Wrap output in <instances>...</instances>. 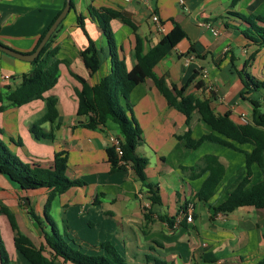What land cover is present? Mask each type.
Returning a JSON list of instances; mask_svg holds the SVG:
<instances>
[{
  "label": "crops",
  "instance_id": "0c3cea01",
  "mask_svg": "<svg viewBox=\"0 0 264 264\" xmlns=\"http://www.w3.org/2000/svg\"><path fill=\"white\" fill-rule=\"evenodd\" d=\"M65 2L0 0V43L19 53H32L41 34L63 11ZM72 3L73 8L61 23L52 44L53 48H58L56 59L64 62L60 65L57 85L48 93L58 99L54 142L39 143L30 133L29 124L44 111L43 101L0 112V127L5 138L12 137L16 141L21 138V147L13 144L11 147L26 161L50 165L55 153H68V176L80 180L82 185L52 202L49 214L59 231L90 253H98L100 243L110 242L129 264H146V255L158 257L167 264H256L264 259V209L246 207L231 214L214 210L247 175L244 154L222 147L214 149V154L206 152L195 157L196 150L187 148L185 141L178 139L188 129L186 117L171 108L154 81L147 79L131 92L123 106L131 107L132 113L128 115L143 132L137 154L149 160L146 176L149 183L158 186L162 199V204H151L148 190L142 188L132 169L113 171L107 149L111 147L110 136H119L115 125L96 130L81 127L86 120L77 115L76 90L81 85L71 75L73 72L94 86L111 74L107 38L88 16L89 8L125 12L137 26L145 52L164 36L153 20L156 14L165 30H171L178 23L187 38L154 68L155 74L166 77L168 84L182 87L197 72L188 94L210 99L217 113L229 112L236 124H241V115L252 123L253 106L241 99L245 91L243 79L245 72L256 80L264 79V48L249 42L241 33L242 22L229 13L264 16V0H243L235 8L231 7V0H132L130 3L72 0ZM80 15L86 16V31L101 52L100 69L92 75L81 58L88 38L78 24ZM208 25L218 29L219 36H214ZM112 26L121 34L116 38L120 57L132 69L136 64L135 34L121 20H114ZM32 68L30 62L7 57L0 51V92L15 89L21 77ZM248 97L260 103L262 110L264 93L253 92ZM44 127L50 128L49 124ZM191 128L194 139L211 133L196 113ZM240 147L247 152L254 149L251 145ZM209 154L218 156L226 167L225 177L231 169L239 174L229 184L224 183V177L214 197L205 203L196 194L206 179V175L199 174V166ZM236 154L244 156L243 159ZM251 169L249 187L264 180L257 164ZM49 195L47 189L23 191L0 175L1 234L5 229L11 233L12 240L15 234L8 217L1 212L3 204L15 216L19 230L40 247L42 231L30 212L34 211L44 221ZM189 204L194 207L191 223L180 216L181 209ZM146 209L152 212L150 221L146 220ZM160 217L170 218L172 225L161 221ZM46 228L50 230L48 225Z\"/></svg>",
  "mask_w": 264,
  "mask_h": 264
},
{
  "label": "trees",
  "instance_id": "16d2710c",
  "mask_svg": "<svg viewBox=\"0 0 264 264\" xmlns=\"http://www.w3.org/2000/svg\"><path fill=\"white\" fill-rule=\"evenodd\" d=\"M242 1L231 0V7L235 8ZM71 8H73V3ZM87 14L107 38L112 69L108 77L94 86L71 72V75L81 85V88L76 90L78 98L77 115L85 117L86 120L81 123V127L86 129L96 130L100 127H107L109 124H113L117 128L119 136L123 139V155L120 157L112 147L107 149L108 160L112 164L113 171L132 169L142 188L148 190L151 204H162L158 186L149 183L146 176L149 160L137 154V147L143 142V132L134 118H130L128 115L129 112L132 113L131 107L123 106V101L129 99L131 92L138 85L147 79H152L158 90L167 99L169 106L186 117L188 129L184 135L178 136V139L185 141L187 148L197 150L204 143L209 142L245 155L247 175L229 194L227 200L214 207V210L218 213L231 214L237 209L246 207L264 209V180L249 187L253 164H257L264 175V113L260 110V103L250 100L248 97L253 92L264 93V79L256 80L245 72V79H243L245 91L241 94V99L252 104L253 120L248 125L236 124L232 121L229 112L217 113L210 99H200L187 93L190 85L198 76L197 72L182 87H178L176 84H168L166 77H158L155 74L154 68L182 40L187 38L186 32L178 23H175L171 30L167 31L166 29L163 38L145 52L144 41L137 34L138 28L125 12L113 8H89ZM229 14L242 22V35L249 42L257 44L260 49H263L264 16L255 13L245 15L233 11ZM56 18L41 34L33 52L36 51ZM85 20L86 16L84 15H80L78 18V24L88 38V46L81 51V58L92 75L99 71L102 58L96 41L86 31ZM114 20H121L135 34L136 64L132 69H129L125 60L120 57V49L112 26ZM60 27L61 24L40 56L31 63L33 67L31 72L21 77L20 84L13 90L8 89L6 93L0 92V112L2 113L8 108H21L38 100L45 103L42 115L29 125L33 139L42 144L54 142V126L59 117L58 99L48 95V93L57 85L60 65L64 63L56 59L58 48L52 47ZM65 63L67 64V62ZM195 113L211 129V133L203 135L199 139L193 138L191 128ZM46 124H49V130L44 127ZM5 136L4 130L0 127V175L6 177L23 191L50 190L45 205V220L40 219L34 211L30 212L32 220L42 231L40 247H37L28 236L19 230L16 218L9 209L1 206V212L8 217L15 233L13 243L21 257L29 264H129L110 242L100 243L98 253H90L82 249L72 238L59 231L54 219L50 216L52 202L57 196L82 185L80 180H74L68 176V153L66 151L55 153L50 165L28 162L11 147V144L15 147H21V138L19 137V140L16 141L12 137L6 139ZM244 145L253 146V151L247 152L240 147ZM199 168V174L201 177L206 175V179L196 197L200 201L208 203L220 187L226 175V167L221 163L218 156L209 154L203 157L202 165ZM197 169L198 166L195 167V170ZM146 210V220L150 221L152 212L149 209ZM160 220L172 225V220L168 217H160ZM47 225L50 230L46 228ZM145 261L146 264H167L162 259L152 255H146ZM0 262L1 264H12L1 231ZM256 264H264V259Z\"/></svg>",
  "mask_w": 264,
  "mask_h": 264
},
{
  "label": "rangeland",
  "instance_id": "374dc122",
  "mask_svg": "<svg viewBox=\"0 0 264 264\" xmlns=\"http://www.w3.org/2000/svg\"><path fill=\"white\" fill-rule=\"evenodd\" d=\"M114 33H115V37L117 38H120L121 34L119 33L118 34V31L114 29ZM7 57H10L7 55ZM12 58V57H11ZM263 113H264V106H262V110H261ZM43 113V112H42ZM42 113H40L35 119L37 120L40 115H42ZM34 119V120H35ZM30 125V124H29ZM50 129V128H49ZM223 149L222 147L220 146H217V145H214V144H210V143H206L202 149H200L199 152H196L198 150H196L194 153V156L197 157L198 155H203V154H206V152H210V153H213L214 152V149ZM216 152V151H215ZM214 154V153H213ZM236 156L240 157V159H243L244 156L240 155V154H236ZM243 161V160H242ZM238 174H239V171H236L233 172V170L231 169L230 172L228 173L227 177H225V180H224V183H230V181H232L234 178H237L238 177ZM225 187V185L223 186ZM1 206H3V204H1ZM4 233L2 232L3 234V239H4V242H5V246H6V249L8 251V254H9V257L12 261V264L14 262V264H29L24 258H22L20 256V254L16 251L15 247H14V243H13V240H12V235L10 232H7L5 229H3ZM16 255H19V257H14Z\"/></svg>",
  "mask_w": 264,
  "mask_h": 264
},
{
  "label": "water",
  "instance_id": "95a60500",
  "mask_svg": "<svg viewBox=\"0 0 264 264\" xmlns=\"http://www.w3.org/2000/svg\"><path fill=\"white\" fill-rule=\"evenodd\" d=\"M72 0H66V5L63 11L58 15L54 23L51 25L47 33L45 34L44 38L42 39L41 43L37 47L36 51L31 54H23L17 51H14L0 43V51L5 53L6 55L13 57L15 59H19L26 62H34L39 56L46 44L51 39L52 35L56 32L60 24L64 21L71 10Z\"/></svg>",
  "mask_w": 264,
  "mask_h": 264
},
{
  "label": "built area",
  "instance_id": "2783aa9c",
  "mask_svg": "<svg viewBox=\"0 0 264 264\" xmlns=\"http://www.w3.org/2000/svg\"><path fill=\"white\" fill-rule=\"evenodd\" d=\"M124 1L126 3H130L132 0H124ZM153 20L155 23L158 24L159 32H161L162 34H165L166 30H165L164 26L161 24V21L156 14L153 16ZM208 28L212 31L214 36H219L220 32L218 29L212 28L210 25H208ZM187 62H190V61H187ZM205 76H206V73L204 74V77ZM240 121H241L242 125H248L251 122V121H249V119L245 115L240 116ZM110 142H111V147L116 150L117 154L120 157H122V155H123V150H122L123 139L118 135H111L110 136ZM193 211H194L193 205L189 204L186 207L181 209L180 216L185 217L186 220L191 223L193 220Z\"/></svg>",
  "mask_w": 264,
  "mask_h": 264
}]
</instances>
